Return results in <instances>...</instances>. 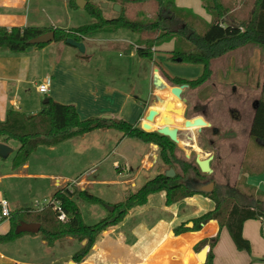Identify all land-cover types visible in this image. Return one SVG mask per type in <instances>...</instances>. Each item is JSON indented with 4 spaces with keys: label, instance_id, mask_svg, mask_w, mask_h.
<instances>
[{
    "label": "crops",
    "instance_id": "0c3cea01",
    "mask_svg": "<svg viewBox=\"0 0 264 264\" xmlns=\"http://www.w3.org/2000/svg\"><path fill=\"white\" fill-rule=\"evenodd\" d=\"M70 1L0 0V28L31 27L68 31L90 23L89 14H83L85 7H72ZM85 1L86 5L99 7L105 19L116 15L112 10L114 4L107 0ZM171 1L177 9L188 12L196 20L204 19L207 25L211 22L212 18L201 0ZM103 3L107 4L106 9L100 7ZM238 8L226 13L224 19L234 14ZM251 9L246 10V20L250 17ZM226 25L237 26L238 23ZM118 33L119 31L113 34L101 33L84 38L83 54L73 47L54 41L41 49L32 48V51L22 54L0 50V122H4L8 111L35 115L42 109L43 101L49 98L62 105H74L81 120L86 119L84 113L89 114L87 117L110 116L112 120H124L135 126L143 122L148 110L153 109L160 114L153 128H159L163 123L162 116L166 113L161 108L172 104L173 109H182L181 102L172 98L168 90H159L154 86V73L157 70L159 78L168 87V82L159 69L153 66L152 75L144 77L148 93L143 98L135 95V91L120 89L114 79H98V75L91 74L92 65L97 68L99 76L105 74L106 63L99 60V55L110 49H119L128 54L123 62L114 64L129 68L127 75L131 73L129 65L140 63V58L134 51L137 36L133 34L134 38L129 41ZM166 44V47L153 50L171 52L174 43L171 41ZM249 46L252 48L246 52V67L250 77L254 79L261 72L264 74V54L259 50L262 47L246 45L211 61L210 79L214 80V84L224 83L225 75L220 66L229 62L233 65L235 60L238 62V58L233 55ZM83 56L87 58L84 59ZM47 79L50 80L49 91L45 99L40 101L36 86ZM128 80L133 81L132 78ZM131 84H135V81ZM31 85L34 86L35 95L28 98L27 91ZM182 112L183 121H176L173 115L171 119H174V126L179 130L178 140L183 137L185 142H189V134L183 130L186 119L184 111ZM198 116L203 114L199 113ZM130 118L134 119L133 123ZM12 142L0 141L12 149L14 157L19 145L14 149ZM155 150L157 148L153 145L122 137L112 130H100L72 139L56 148H40L29 157L25 165L17 169L12 166V157L9 170H0V201H7L11 213L33 209L35 202L49 200L59 190L66 189L74 194L72 200L76 205L75 197L78 201H83L78 196V192L82 191L88 192L107 206L116 205L125 200L127 192L134 193L144 184L134 191L127 188L136 187L135 181L143 171L141 165H146L149 156L154 159ZM112 157L121 161V165L113 164L114 176L108 178L107 172L102 169L95 176L94 166ZM136 158H139L140 167L133 173L132 165ZM213 161L214 159L211 162ZM252 163L254 162L250 164ZM116 167L121 168L116 170ZM260 167L257 173L252 172L251 168H244L242 177L247 186L264 194V163H260ZM130 173L133 175L129 176ZM160 173L161 171H156L153 177ZM98 188H109L104 194L107 191L118 199L112 200L100 193L94 195L93 192L101 191ZM87 204L88 212L97 220L94 224L108 216L105 205ZM213 208L214 202L202 195H193L167 206L165 192L152 194L147 197L146 204L132 208L117 225L101 233L87 256L79 262L73 260V255L86 241L65 238L48 246L38 233H23L12 242L0 244V264H201L197 256L204 246L209 247L208 244L202 245L203 242L215 239L217 242L212 250V264H264L261 220H248L242 226V237L250 245L249 253L238 251L228 232L217 221L211 220L200 229H194L193 222ZM9 230V219L0 220V236L6 235ZM207 263L206 257L204 264Z\"/></svg>",
    "mask_w": 264,
    "mask_h": 264
},
{
    "label": "trees",
    "instance_id": "16d2710c",
    "mask_svg": "<svg viewBox=\"0 0 264 264\" xmlns=\"http://www.w3.org/2000/svg\"><path fill=\"white\" fill-rule=\"evenodd\" d=\"M107 1L120 5V12L112 18L105 19L99 7L87 4L85 10L91 22L72 30L0 28V50L22 54L29 48L41 49L45 45L30 46L28 42L48 32L54 33V42L66 44L67 39L83 43L84 38L96 34H113L119 30H126L137 36L134 49L137 57L149 59L153 63H156L152 57L153 49L174 41V48L167 53L166 60L171 63L200 67V75L192 80L170 77L166 74L164 77L171 87L193 88L201 86L211 77L212 60L246 45L264 48V0H252L249 19L238 23L237 26L223 25L222 21L229 11V4H225L223 0H201L206 12L212 18L201 34L194 28V23H197L194 16L177 9L171 0ZM148 1L156 5L153 18L134 20L126 16L127 6L142 5ZM70 4L75 7V0H71ZM182 39L183 46H177ZM46 99L48 102L42 105V109L37 114L26 115L17 111H8L4 122H0V141L2 143L13 141L19 145L12 161L14 169L25 165L29 157L40 148L52 149L95 131L112 130L121 134L122 137L155 146L162 166L173 169L176 175L169 179L164 176V173L158 174L134 193L127 195L123 202L112 205L114 211L108 213L105 219L90 226L82 222L79 209L72 200L74 194L66 189L59 190L51 199L59 202L66 216L64 222H60L49 208L41 211L33 209L13 211L8 218L10 230L6 235L0 236V244L12 242L22 235V232H18L20 225L38 224L40 226L38 234L48 246L65 238H72L79 242L86 241L85 245L73 255V260L79 262L87 256L101 233L117 225L132 208L146 204L149 195L161 192H165L167 206L193 195H202L211 199L214 202L213 210L194 221V229H200L211 220L217 221L220 227L228 232L238 251L250 252L249 243L242 237V226L246 221L261 220V235L264 238V194L247 186L243 177L242 189L240 187L217 189L214 185L211 193H204L197 187H193L194 183L200 186L206 182L195 165V159L193 164L178 159L177 145L168 138L156 132H144L137 126L120 119L104 120L101 117H90L81 120L74 105H62L49 98ZM249 138L264 145V80L259 98L254 105ZM188 175L190 178L183 180ZM189 179L195 182H188ZM78 196L87 203L105 205L86 191L79 192ZM216 242L215 239L202 244L209 245L207 264H212V250Z\"/></svg>",
    "mask_w": 264,
    "mask_h": 264
},
{
    "label": "rangeland",
    "instance_id": "374dc122",
    "mask_svg": "<svg viewBox=\"0 0 264 264\" xmlns=\"http://www.w3.org/2000/svg\"><path fill=\"white\" fill-rule=\"evenodd\" d=\"M223 2L229 4V11L234 10L235 7H239L233 12L234 14L223 19L222 22L225 25L231 22L237 24L247 21L245 13L248 8L252 7V0H223ZM128 7L129 10H126V16L130 19L148 20L153 18L156 5L152 1H148L142 5L127 6L126 9ZM83 14H86L85 16H87V11H84ZM198 20H201L200 23H198ZM195 21L197 22L194 23L196 32L200 34L203 33L207 23L204 19H195ZM118 35H123L125 39L129 41H132L134 38V35L126 30H119ZM183 41V39L180 40L181 43H177V46H183ZM172 42L174 43V41ZM163 46H165V44L160 45L157 48ZM250 48L252 47L249 46L247 49L239 50L233 55L236 56V59L238 58V62L235 60L233 65H230L229 62L220 66V68H222V73L225 75V78H223V84H214V80L212 81L209 78L199 87H186L181 96L182 99H185V103L180 106L185 113L184 119L189 117L188 120L191 121L195 118L203 117L209 127L194 131L185 130L193 141L185 142L183 137H180L179 144H176L178 148L176 152L177 158L193 164L194 159L198 154L204 159L209 155L213 156L214 161L210 163L211 173L203 174V179L205 181L213 182L217 189L234 187H240L242 189L241 181L243 179L242 175L244 168H251L252 172L257 173L261 168L260 163H264V145L249 138V128L254 112V105L259 98L264 78L262 72L254 79L249 75L248 68L246 67V60L248 59L246 52L250 50ZM29 50L32 51L33 49L29 48L26 51L28 52ZM259 50L264 54V48H259ZM167 53L169 52L153 51L152 57L156 63H153L149 59L140 58L141 60L139 59L140 63L138 65H129L131 73L130 75H127L129 68L125 69L121 65L114 64L123 62L128 54L121 52L119 49H110V51L100 52L99 55V60L101 62L105 61L106 63L105 74L99 76L98 70L94 65L91 67V74L98 75V79H114L120 89L128 92L135 91V95L142 98L144 95L146 97V93H148L144 77L152 75L151 71L153 70V66L159 69L160 74L161 72L163 74L166 73V75L170 77L192 80L200 75V67L181 65L167 61ZM129 78H132L133 81H129ZM134 81L135 84H131ZM167 85L171 88L170 84L167 83ZM34 95V86L31 85L28 87L27 96L28 98H31ZM38 96L40 101L45 99V95L38 94ZM166 113L168 115L166 114L165 116L171 118V114L168 112ZM199 113H202L203 116H198ZM86 115L83 113V116H85L86 119L89 117H99H87ZM130 121L133 123L134 119L130 118ZM12 145L14 149L18 147L16 142H12ZM155 151L154 159L149 156L146 165H141L143 171H141L140 176L135 181L136 187L133 189L129 186L127 187L130 191L136 190L141 184L151 180L156 171H161L163 174L164 171L168 170L167 167L162 166L160 163L158 150ZM12 157L13 154L7 159H0L1 171L9 170ZM251 162L254 163L250 164ZM114 163L119 165L121 161L112 157V159L110 158L104 163H101V161L98 162L93 168L94 172H96L94 175L96 176L99 170L102 169L107 172L108 178H111V176H114L112 175V167ZM139 167V158H136L132 165L133 173H135ZM148 170L149 172H146ZM132 175V173L129 174V176ZM92 176L93 175H91V177ZM186 178H190V175L185 176L183 180ZM192 182L195 181L193 180ZM98 189L101 191L93 192L94 195L100 193V195H105L109 199H118L117 196L114 194L110 195L107 191L106 194H104L105 190H108L109 188ZM129 194H131V192L126 193V195ZM74 199L77 201L82 222L86 225L94 224L97 220L93 218L90 212H88V204L83 201H78L76 197Z\"/></svg>",
    "mask_w": 264,
    "mask_h": 264
},
{
    "label": "water",
    "instance_id": "95a60500",
    "mask_svg": "<svg viewBox=\"0 0 264 264\" xmlns=\"http://www.w3.org/2000/svg\"><path fill=\"white\" fill-rule=\"evenodd\" d=\"M75 5L79 9H84L86 6V1L85 0H76ZM101 8L106 9L107 4L103 3L100 5ZM112 10L115 13L120 12V6L117 4H114L112 6ZM54 41V33L53 32H48L43 35H40L34 39H31L28 42V45L30 46H38V45H46ZM66 45L75 48L80 54H83L85 52V46L82 42H77L74 41L73 39H67L66 40ZM157 70H155L154 73V86L159 89V90H168L170 95L174 98H177L181 104L185 103V99L181 98V94L183 90L186 88V86H179V87H171L168 88L164 82L159 78L157 74ZM48 102L47 99L43 101V104H46ZM165 112L170 113L171 115H176L180 114L183 116L182 109H173V105L170 104L164 108ZM159 112L156 110H148L146 116L144 117V120L142 123L138 124L137 128L141 129L146 132H156L157 134L164 136L168 138L172 143L174 144H179L178 140V128H176L175 122L167 116H162V125L154 130H151V125L155 123V120L159 117ZM102 119L104 120H110V116H103ZM117 123V121H115ZM209 125L200 117L195 118L193 120H184L183 122V129L188 130V129H197L201 130L202 128H208ZM189 142H192L193 139L188 137ZM10 154H12V149L5 144L0 143V158L6 159ZM213 160V156L209 155L207 158L202 159L200 155H196L195 157V165L199 169L201 174H209L211 173L210 170V162ZM164 176L166 178L172 179L175 177V172L173 169H168L164 172ZM195 187H197L198 190L204 192V193H211L214 189V183H209L207 185L201 184L198 186V184H195ZM105 210L109 213H112L114 211L113 207L111 206H104ZM40 226L38 224H22L18 228V232L22 233H31V234H37L39 232ZM209 247L204 246L203 249L199 252L198 254V260L201 264H204L206 261L207 253H208Z\"/></svg>",
    "mask_w": 264,
    "mask_h": 264
},
{
    "label": "built area",
    "instance_id": "2783aa9c",
    "mask_svg": "<svg viewBox=\"0 0 264 264\" xmlns=\"http://www.w3.org/2000/svg\"><path fill=\"white\" fill-rule=\"evenodd\" d=\"M50 80L47 79L45 82L36 86V91L39 94L46 95L49 91ZM121 167H116V170H119ZM127 170V168H125ZM49 208L51 209L57 216V219L60 222H64L66 220V216L64 211L62 210L59 202L49 199L44 200L43 202H35L33 210L41 211L43 209ZM10 214L9 205L6 200L0 201V220L8 219Z\"/></svg>",
    "mask_w": 264,
    "mask_h": 264
},
{
    "label": "bare ground",
    "instance_id": "6f19581e",
    "mask_svg": "<svg viewBox=\"0 0 264 264\" xmlns=\"http://www.w3.org/2000/svg\"><path fill=\"white\" fill-rule=\"evenodd\" d=\"M169 95H170V93H169ZM171 96V95H170ZM172 97V96H171ZM172 98H174V97H172ZM176 101H178V102H180L177 98H174ZM169 100V99H168ZM162 112H164V109L163 108H161L160 109ZM167 113H165V115H166ZM165 115H163V116H165ZM168 115V114H167ZM173 116H175V120L176 121H178V122H181V121H183V118H182V116L180 115V114H176V115H173ZM173 121H174V119H172ZM175 122V121H174ZM180 124V123H179ZM151 130H153L154 128H153V125H151ZM194 130H197L196 128L194 129H188L187 131H194Z\"/></svg>",
    "mask_w": 264,
    "mask_h": 264
},
{
    "label": "flooded vegetation",
    "instance_id": "af4514ba",
    "mask_svg": "<svg viewBox=\"0 0 264 264\" xmlns=\"http://www.w3.org/2000/svg\"><path fill=\"white\" fill-rule=\"evenodd\" d=\"M192 180H188V182H191ZM198 183H199V181H198ZM209 183H213V182H211V181H206L205 183H204V185H207V184H209ZM189 184H191V183H189ZM195 185H193V187H194Z\"/></svg>",
    "mask_w": 264,
    "mask_h": 264
}]
</instances>
